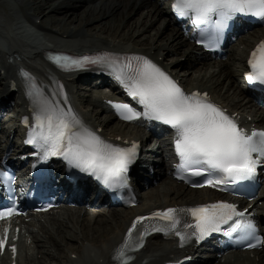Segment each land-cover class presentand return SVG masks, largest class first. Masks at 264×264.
I'll use <instances>...</instances> for the list:
<instances>
[{
  "label": "snow or ice",
  "instance_id": "6c2138e0",
  "mask_svg": "<svg viewBox=\"0 0 264 264\" xmlns=\"http://www.w3.org/2000/svg\"><path fill=\"white\" fill-rule=\"evenodd\" d=\"M172 10L180 18L191 19L199 29L198 44L212 48L219 47L230 22L237 16L264 21V0H174ZM48 58L62 70L95 66L109 72L141 109L130 103L107 101L123 120L144 119L170 126L175 133L174 151L179 161L176 176L193 187L207 184L227 191L232 185L255 180L258 169L264 167V130L249 132L241 127L236 114L213 102L207 92H186L147 56L103 52L72 57L49 53ZM248 65L250 71L245 78L249 85L264 88V41L252 51ZM20 74L28 85L27 95L32 103V123L25 143L36 150L38 161L47 163L51 158H61L69 173L91 176L112 192L129 190V172L139 155L138 142L115 143L104 138L85 125L70 105L65 107L68 97L63 84L57 82L61 101L55 91L46 95L27 71L21 70ZM24 123L29 124L28 117H24ZM193 178H203V182ZM14 214L16 209L8 207L0 210V219ZM222 231L227 236L236 234L237 242H248L250 248L264 246V239L258 235L255 221L247 211H238L233 203L216 201L168 207L137 216L112 259L116 264H132L133 254L144 247L146 237L153 233L175 236L183 248L193 238L200 243ZM6 243L7 229L0 238V250ZM12 251L16 252L14 245Z\"/></svg>",
  "mask_w": 264,
  "mask_h": 264
},
{
  "label": "bare ground",
  "instance_id": "6f19581e",
  "mask_svg": "<svg viewBox=\"0 0 264 264\" xmlns=\"http://www.w3.org/2000/svg\"><path fill=\"white\" fill-rule=\"evenodd\" d=\"M51 1L52 0H43V3H40L41 1H38L37 3V0H14L13 3V0H2V2H0V6H7V8L11 10L10 15H4L0 10V38L5 41L9 48L7 52L0 51V56L2 57V68L6 69L8 72V77H0V99H2L0 105L6 103L7 107L11 108L12 104H10V102H13L15 99H17V109H13V118L16 119L19 123L18 128H20L22 124L20 123V121L23 116L32 115V103L27 95L28 85L25 79L19 78L18 76V74L21 73V70L32 71L39 85L44 89L45 94L51 95L55 91L57 92L58 99H60L61 95H59L57 82L60 84L61 81L66 80L68 87H71V85L74 84L75 80H67V76L62 75L54 67L49 65L45 60L47 51L55 47L63 48L66 50L103 49L122 52L135 51L149 57L159 66H163L165 71H169L172 74L174 72L173 69H177L178 67H186L190 70H196L197 66L202 67L200 66V64H202L203 66H209L210 62H212V64L216 65L211 66L210 68L213 69H211L210 73H205L203 76L195 75L194 78L186 80L183 77H180L181 75H179L178 73H175V75L171 77L176 81L186 82L188 84V90H190L191 92L195 90L208 92L210 95H212L211 97L213 101L227 109L229 113H238L237 117L239 122L245 123L249 120L248 117L250 114L249 112H245L242 104V100L244 98L241 99V97H244L246 93L242 88L240 89V85L237 84L236 86L238 95L240 96H233L237 98H232L229 95L227 96L226 100L230 103L225 101L222 97L218 96L216 93L217 91L214 87V84H217L216 88H219L218 86L220 85V83L227 78L230 79L231 84H234V75H236L239 66H245L241 55L244 50L238 52L235 48L229 49L230 59L226 62H219L217 60L209 61L208 57L201 50V48L190 44L187 47V51L181 54L180 59L178 58L175 62H172V69V67H169L166 64L164 58L163 60L160 59L163 55L162 49L169 51V54L177 53L178 51L180 52V48L184 46V44H189V42L187 39H184L181 36L180 28L173 25L169 21H166V26H171L173 30L172 34H170L169 36L170 38L168 37L169 40L166 36L165 38H163L164 40H166L165 43L160 44L161 46L156 44L155 41L164 35V31H160V29H158L156 32L157 36L155 35L154 38H150L151 40L149 41V43H142L144 44V46H142L145 48H142L138 45L141 43L139 41H136V39L140 38L139 36H142L138 34L147 32V30L157 22L159 15H161L162 13L161 5L165 4V1L158 3L157 1L153 2V0H123V2L120 3L118 0H106L108 1V3H104L103 6L99 2V0H79V2L84 1L88 2L87 4H92L89 6L87 5V10H91L92 15L95 12L96 17L93 18L92 21H98L106 17L108 19L106 22H101L91 29L99 28V30L103 32H112L114 34L118 33L116 29L120 30V28L123 26L122 23L128 24L129 22L130 24L129 18L132 14L130 13L132 6H135L139 9L142 7L149 9L147 15L152 17L150 25H147L146 21L142 22L143 20H136L132 23V31H123V36L128 41L108 40V38H105L104 42L97 41L102 39L86 33V27L88 26L90 21L84 23L82 17L80 18L78 26L69 28V26H71L70 23L77 21V19L79 18L75 17L73 18L75 20L68 22V15L70 13L75 15L77 11V8H72V3L68 2L70 0L58 2L56 6L52 7L48 12L44 11L43 9L45 8V6ZM80 3L85 4L83 2ZM128 7L129 13H123V11H125ZM63 8H67L68 11L66 9L64 10ZM19 9L23 14L18 11ZM63 10L65 13L63 14L62 18L56 17L54 15L58 11ZM41 15H43L44 19H42ZM132 18L133 16H131V21ZM58 22H64L68 25V28L66 30L57 29L59 35H51L53 33L49 31V29H51L50 26H53L54 24V27H56L55 24ZM139 22L141 23L139 24ZM132 33L133 35H131ZM135 35L138 36L134 38ZM48 36H50V38H48ZM255 36H258L257 39L264 37V31ZM247 38L249 39L250 37ZM242 39H244V37ZM252 39L253 37L251 36V40ZM132 40L135 44L130 42ZM146 44H150V46L147 47ZM215 67H218V70ZM185 73L183 75L189 77L190 73L187 71ZM222 76L224 78L223 80H221ZM92 81L95 84L105 82L102 79L89 80V82L91 83ZM212 81H214V83H212ZM114 85L117 86V83L113 82L112 86ZM13 86H16L17 90H14L12 88ZM220 89L225 88L220 87ZM227 89L228 88H226V91ZM120 91L121 88L118 87L112 89V95L110 97L100 94L99 98L98 94H92L91 98L88 99L85 98V94L82 90L69 88V100L67 101V105H65V107L70 105L73 111L85 123V125L97 131L98 134L106 139H109L115 143H123L124 141H129L130 139L141 142V138L139 136H130V134H128L124 129V124L122 123L115 124L114 126L106 129V126L111 123L112 119L109 118L102 122L98 121V117L92 114V110L86 111V106L84 107L82 105L83 99L79 97V95L81 96L80 93H82V97L85 100H90L94 107L99 106L102 110L111 111V108L106 103H103V99L105 97H109L113 100H119L117 96ZM15 92L18 93V96L12 98ZM76 99L80 100L81 106L78 105ZM260 120H264V115L255 113L253 115L252 122H258ZM0 127L5 128L10 132V143L7 144L3 150L0 149V154L3 155L5 152L12 151L11 145L14 142V132H16V130L12 127L8 129L2 122H0ZM136 129L137 131L140 130L139 134L141 136L146 134L145 130L136 127L131 129L129 132L133 133ZM117 137H119L120 139L117 140ZM146 141V139H143L140 143V147L143 148ZM152 149L154 150V146L152 147ZM12 154L15 153L12 152ZM160 166L162 167V170H164V175H166V162L164 161ZM148 173L150 175L148 176L147 182L143 184L144 186L150 180H158V177H155V174H152L150 170H148ZM159 187L163 188H155V190L149 192L145 197H143L145 202L143 203V206L139 208H131L128 211L120 208H110L108 211L99 210L98 208L93 209L92 212L94 214L92 217H95V219L92 221L89 219V217H87L89 215V211L84 208L81 209L83 215L81 214V211L80 214H76V211L77 213H79V210L71 209L70 214H66L62 219L54 217L53 221L50 223L47 221H42V218L40 219L35 216L34 218H37V223L40 225L38 229H36L33 225L26 224L24 221H20L19 224L21 225L25 233V237L22 242H25L27 244V256L31 255V262L33 260L36 262L37 260L39 264L43 263L41 260L43 257L40 258L41 253L49 254L50 256L55 258L53 256L54 245L56 248L62 247V244L60 241H58V239L62 240L63 238L65 245L68 243V241L77 240L78 234L76 235V233L79 228V235L82 236L83 240H88L89 244L79 247H73L67 253L65 249L64 252L66 253V255L62 256V260L64 262L62 261L61 264H115L112 259L114 250L118 248L119 245L123 242L127 229L131 226L132 221L137 216L149 213L157 209H166L168 207L176 205L204 203L212 201L215 198L214 192H209L208 189H188L187 191V188H174L173 185H166L165 182H162L161 186ZM258 195L259 198H255L246 206L252 204L251 210H257L258 213H263L264 202L261 205L259 203L260 200L264 198V190H262ZM27 232L30 234H34V236L31 238L30 235H26ZM45 240H47L48 247L44 245ZM43 245L44 248L47 247L44 252H42L43 248L41 250H38V247H42ZM194 248V246L189 247L190 250ZM189 249L179 248L178 243L174 239H159L158 235H156L148 239L145 248L139 253L137 260L133 264H166L168 261H178L180 258L187 255ZM20 256L18 257V264H20ZM212 258L216 260V258L218 257L215 255L210 256V258L207 259L199 258L192 261V264H196L195 262H197L198 264H212ZM4 259L8 261V264H12L10 254L5 255L2 258V262L4 261ZM225 259L227 260L224 264H241L243 262H246V264H264V249L258 252H254L253 254L249 252L245 254H230L225 256Z\"/></svg>",
  "mask_w": 264,
  "mask_h": 264
},
{
  "label": "rangeland",
  "instance_id": "374dc122",
  "mask_svg": "<svg viewBox=\"0 0 264 264\" xmlns=\"http://www.w3.org/2000/svg\"><path fill=\"white\" fill-rule=\"evenodd\" d=\"M16 1V0H15ZM32 1V0H31ZM38 1L40 2V3H43V0H37V3H38ZM61 1H68V0H52L51 2H49L46 6H45V8L43 9L44 11H49L52 7H54V6H56V4L58 3V2H61ZM120 3H122L123 2V0H118ZM156 1H161V0H155V1H153V2H156ZM0 2H2V0H0ZM68 2H70V3H72L71 4V6H72V8L74 7V8H77V11H76V13H75V15L74 14H69L68 15V22H70V21H72V20H75V19H73V18H75V17H79L78 19H77V21H78V23H77V21H74L73 23H70V25L72 26H69V28H74V26L76 27V26H78V24H79V22H80V18L82 17V19H83V22L84 23H86V22H88V21H90L89 22V24H88V26L86 27V33H88L89 35H94V36H96V37H98V38H101L102 40H97V41H101V42H104L105 40V38H108V40H116V41H128L127 39H125L124 38V36H123V31L125 32V31H129V30H131L132 31V23L134 22V21H136V20H138V21H140V20H143L142 22H144V21H146V23H147V25H150V23H151V21H152V17L151 16H149V15H147V12H148V10L149 9H146V8H137V7H135V6H132V8H131V10H130V13H132L131 14V16H133V18H132V21H131V16H130V18H129V21H130V24H129V22H128V24H124V23H122V27L120 28V30H117L116 29V27H115V29H116V31L118 32L117 34H114V33H112V32H103V31H101V30H99V28H95V29H91L92 27H94L95 25H98V24H100L101 22H106L108 19H107V17L106 18H104V19H101V20H95V21H92L93 20V18H95L96 16H95V12H94V14L92 15V11L91 10H87L88 9V6L89 5H92V4H87L88 2H84V1H80V2H83V3H85V4H82V3H80L79 2V0H70V1H68ZM99 2L101 3V5H103L104 3H108V1H106V0H99ZM13 3H14V0H13ZM88 5V6H87ZM104 6V5H103ZM146 6V5H145ZM1 8H0V10L3 12V14L4 15H10L11 14V10H9L8 8H7V6L6 7H2V6H0ZM91 7V6H90ZM106 7V6H105ZM104 8V7H103ZM150 8V7H149ZM167 8H168V4H165L164 6H162L161 7V10H163V12L161 13V15H159V17H158V20H157V22L152 26V27H150V29H148L147 30V32H144V33H142V34H138V35H142V36H139L140 38H138V39H136V41H139L141 44H138L139 46H141L142 48H145V47H143L144 46V44H142V43H149V41L151 40L150 38H154L155 37V35H156V32H157V30L158 29H160V31H164V35L163 36H161L158 40H156L155 41V43L156 44H158L159 46H161L160 44H163V43H165L166 42V40H164L163 38H165L166 36H167V39L169 40V36H170V34H172V27L171 26H166V20H167V16L164 14L165 12H166V10H167ZM64 10L66 9L67 10V8H63ZM92 9H93V7H92ZM64 10L63 11H58L56 14H54L56 17H60V18H62L63 17V14L65 13L64 12ZM85 10H87V11H85ZM19 12L21 11L20 9L18 10ZM33 11V10H32ZM68 11V10H67ZM85 11V12H84ZM60 12V13H59ZM122 12V11H121ZM21 14H23L22 12H20ZM123 13H125V14H128L129 13V7L125 10V11H123ZM85 14H86V17H85ZM21 16V15H20ZM19 16V17H20ZM25 16V15H24ZM41 17H42V19H44L43 18V15H41ZM111 17V16H110ZM24 18V17H23ZM57 20H59V19H57ZM43 21V20H42ZM125 21V20H124ZM120 23V22H119ZM141 22H139V24H140ZM43 24H44V22H43ZM42 24V25H43ZM117 24H118V22H117ZM138 24V25H139ZM41 25V26H42ZM56 25V27H54V24H53V26H50L51 27V29H49V31L51 32V33H53V34H51V35H59V33L57 32V29H62V30H66L67 28H68V25L67 24H65L64 22H58V23H56L55 24ZM171 27V28H170ZM138 29V28H137ZM88 30V31H87ZM53 31V32H52ZM264 31V30H263ZM262 31V29H260L259 31H258V33L259 32H263ZM112 33V34H111ZM121 33V34H120ZM108 34H110V35H108ZM169 34V35H168ZM121 35V36H120ZM131 35H133V33L131 34ZM138 35H135L134 36V38H136ZM123 36V37H122ZM152 36V37H151ZM157 36V35H156ZM169 37V38H168ZM48 38H50V36H48ZM167 40V41H168ZM158 41V42H157ZM130 42H132L133 43V40L132 41H130ZM248 42H246V43H243V44H240L241 46H240V48H239V50L240 51H242V49L243 48H245L247 45ZM129 44V43H128ZM133 44H135V43H133ZM143 45V46H142ZM185 45V44H184ZM146 46L147 47H149L150 46V44H146ZM158 46V47H159ZM186 46L187 45H185V46H182L181 48H180V52L178 51L177 53H170L169 54V51H167V50H164V49H162L163 50V55L161 56V59L163 60V58H164V60L166 61V64L169 66V67H172V69H173V64H172V62H175L178 58L180 59V57H181V54L182 53H184V52H186ZM140 47V48H141ZM199 62V61H198ZM238 62H240V61H238ZM165 64V63H164ZM213 65H216V64H209V66L208 65H206V66H203L202 64H200V66H202V67H198L197 66V68H196V70L194 69H192V70H190V69H188V68H186V67H178L177 69H176V71H175V69H173L174 70V75H175V73H178L179 75H181L180 77H183L184 79H186V80H188V79H192V78H194L195 77V75H200V76H203L205 73H210V71H211V69H208V68H210L211 66H213ZM231 68V67H230ZM234 68V67H233ZM218 70V69H217ZM242 70H243V68H241V66H239V69L237 70V73H236V78H241V75H242ZM189 72L190 74H189V77H187V76H184L183 74L185 73V72ZM239 71V72H238ZM201 72V73H200ZM185 75H186V73H185ZM191 77V78H190ZM224 78H223V76L221 77V80H223ZM229 80L230 79H224L223 80V82H221L220 83V85L218 86L219 88H216L217 87V84L215 85L214 84V87H215V89H216V93H217V95L218 96H220V97H222L225 101H227L226 100V98H227V96L229 95V96H231L232 98H237V97H233L232 96V94H234L235 96H236V94H237V90H236V87H232L231 88V91H230V86L232 85L233 86V83L231 84H229ZM224 81H225V83H224ZM212 83H214V81H212ZM183 84L185 85V86H187L188 87V84L186 83V82H183ZM229 84V85H228ZM78 86V87H77ZM220 87H224L225 89H220ZM226 88H228L227 89V91H226ZM76 90H82L83 92H84V94H85V98H91V95L92 94H108V93H110L111 92V87L109 86L108 87V85L107 84H104V85H102V86H96V84L92 81V83L91 82H88L87 84H85V85H76V88H75ZM239 89V88H238ZM229 90V91H228ZM220 91H221V93H220ZM226 93V94H225ZM232 93V94H231ZM81 94V96L79 95V97H81L82 99H83V101H82V105L85 107L86 106V111H91L92 110V114H94V116H96V117H98V121H100V122H102V121H104V120H106V119H108V118H110V116L112 115L110 112H108V111H106V110H102L99 106H96V107H94L93 105H92V102L90 101V100H85L83 97H82V93H80ZM16 102H17V99H15L13 102H10V104H14V108L13 109H15L17 106V104H16ZM76 102L78 103V105H80L81 106V103H80V100L79 99H76ZM228 102V101H227ZM228 103H230V102H228ZM243 104V103H242ZM90 105V106H89ZM243 107H244V105H243ZM242 107V108H243ZM11 109V108H10ZM249 109V108H248ZM257 110V109H256ZM98 113V114H97ZM8 118V117H7ZM6 119V118H5ZM2 122L5 124V126H11V123H17L16 121H14V120H12V121H10V123L9 122H5V120H2ZM115 124H118V121L115 119V118H112V121H111V123L110 124H108V126H106V129H108V128H110L111 126H114ZM124 129L127 131V133L129 134V127H124ZM19 132H20V130L18 129V128H16V132H14V144H15V141H17L18 140V136H19ZM157 155V154H156ZM162 182H166L167 184H172L173 186H175L174 188H178V189H182V187L181 186H178V185H176V184H174L172 181H170V179H168V178H164L163 180H161V182L159 183L160 185L162 184ZM159 185V186H160ZM159 186H156V185H154V187L153 186H148V187H150L147 191H145V193H143V195L145 196V195H147L149 192H152L153 190H155V188H163V187H159ZM151 187H153L154 189H151ZM169 188H171V187H169ZM160 190V189H159ZM143 203L144 202H142V204L140 205V206H142L143 205ZM128 211V210H127ZM126 211V212H127ZM76 213H77V211H76ZM83 213V212H82ZM54 214H56V215H58V216H60V217H64L65 216V214H66V212L64 211H61V212H55ZM88 216L87 217H89V219L92 221V220H94L95 219V217H92L93 216V212H92V210H90L89 212H88ZM44 217H48V220L49 221H51L52 219H53V214H51V215H48V216H44ZM44 217H42V218H44ZM90 217H92V218H90ZM61 218V219H62ZM39 227V225H37V228ZM79 232H80V229L78 228V231H77V233H76V235H77V240H71V241H68V243L65 245L64 243V241H63V238H62V240H60V239H58V238H56V239H58V241H60L61 242V244H62V247H58V248H56L55 247V245H54V250H53V252H54V257L55 258H53L52 256H50L49 254H46V253H41L40 255V258H42L41 260H42V264H61L62 263V259H63V255H66V253L68 252V251H70L73 247H79V246H82V245H88L89 244V242H88V240H83V238H82V236L81 235H79ZM82 239V240H81ZM85 239V238H84ZM84 241V242H83ZM84 244H83V243ZM86 242V243H85ZM72 243V244H71ZM44 245H46L47 247H48V245H47V240H45L44 241ZM44 245L41 247V246H39L38 248H39V250H41L42 248V252H44L45 250H46V248L47 247H45L44 248ZM56 249H58V250H56ZM66 249V253L64 252V250ZM57 251V252H56ZM61 255V256H60ZM23 256H24V261H27V259L25 258V252L23 253ZM64 262V261H63ZM5 264V263H4ZM26 264H27V262H26ZM28 264H39L38 263V261L36 260V262L35 261H32V262H30V263H28Z\"/></svg>",
  "mask_w": 264,
  "mask_h": 264
}]
</instances>
